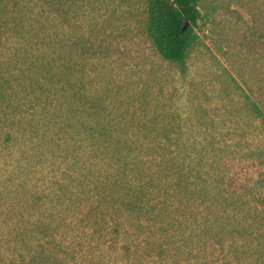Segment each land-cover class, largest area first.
<instances>
[{
	"label": "trees",
	"instance_id": "obj_1",
	"mask_svg": "<svg viewBox=\"0 0 264 264\" xmlns=\"http://www.w3.org/2000/svg\"><path fill=\"white\" fill-rule=\"evenodd\" d=\"M108 2L114 14L133 5L82 0L92 19L76 17L77 0H0V264H85L86 243L123 264H264V171L249 191L224 190V158L264 160V150L203 124L192 96L183 129L146 86L107 87L96 62L113 59L126 35ZM144 8L153 49L184 62L199 0Z\"/></svg>",
	"mask_w": 264,
	"mask_h": 264
},
{
	"label": "rangeland",
	"instance_id": "obj_2",
	"mask_svg": "<svg viewBox=\"0 0 264 264\" xmlns=\"http://www.w3.org/2000/svg\"><path fill=\"white\" fill-rule=\"evenodd\" d=\"M115 5L108 2L107 17L113 23L119 19L126 35L113 59L96 62L97 76L108 73L103 81L107 87L112 81L130 91L146 86L150 98L160 97L158 109L176 116L183 129L192 125L186 120V99L192 96L203 124L230 129L233 143L245 147L250 139L248 149L264 150V119H255L247 104L249 98L264 110V0H199L202 18L195 27L197 42L178 64L161 59L144 35V0H133L131 8L118 7L114 14ZM75 11L76 17H94L93 6L84 8L82 0H77ZM224 162V190L229 192L249 191L264 171V160L254 156H228ZM7 176L6 160L0 159L1 187ZM86 247L81 258L85 264H123L110 252L105 258L99 251L91 254L90 243Z\"/></svg>",
	"mask_w": 264,
	"mask_h": 264
},
{
	"label": "water",
	"instance_id": "obj_3",
	"mask_svg": "<svg viewBox=\"0 0 264 264\" xmlns=\"http://www.w3.org/2000/svg\"><path fill=\"white\" fill-rule=\"evenodd\" d=\"M189 27V22H185V24L183 25L182 29H181V33L183 34Z\"/></svg>",
	"mask_w": 264,
	"mask_h": 264
}]
</instances>
